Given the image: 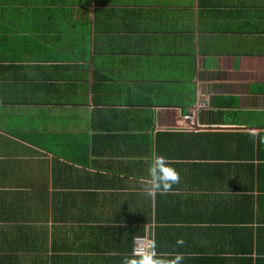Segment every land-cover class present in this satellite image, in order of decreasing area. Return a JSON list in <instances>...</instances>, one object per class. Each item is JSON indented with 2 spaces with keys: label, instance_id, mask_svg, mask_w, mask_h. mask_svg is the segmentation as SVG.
Instances as JSON below:
<instances>
[{
  "label": "crops",
  "instance_id": "crops-1",
  "mask_svg": "<svg viewBox=\"0 0 264 264\" xmlns=\"http://www.w3.org/2000/svg\"><path fill=\"white\" fill-rule=\"evenodd\" d=\"M262 139L264 0H0V264H264Z\"/></svg>",
  "mask_w": 264,
  "mask_h": 264
},
{
  "label": "clouds",
  "instance_id": "clouds-1",
  "mask_svg": "<svg viewBox=\"0 0 264 264\" xmlns=\"http://www.w3.org/2000/svg\"><path fill=\"white\" fill-rule=\"evenodd\" d=\"M261 142L264 143V139ZM179 182L180 175L168 165L167 158L153 154L148 167V177L145 178L141 187L148 197H155L157 193L170 192L172 186ZM183 243L182 239L177 240L178 245ZM183 260L184 256L179 252L170 254L167 258L159 256L156 243L153 241L149 247L141 249L138 256L123 257L122 264H182Z\"/></svg>",
  "mask_w": 264,
  "mask_h": 264
},
{
  "label": "built area",
  "instance_id": "built-area-1",
  "mask_svg": "<svg viewBox=\"0 0 264 264\" xmlns=\"http://www.w3.org/2000/svg\"><path fill=\"white\" fill-rule=\"evenodd\" d=\"M185 120L191 119L190 115H186L184 116ZM152 244L151 240L148 238V236L146 237H137L135 239V247H134V253L139 255L140 250L143 248H147Z\"/></svg>",
  "mask_w": 264,
  "mask_h": 264
}]
</instances>
